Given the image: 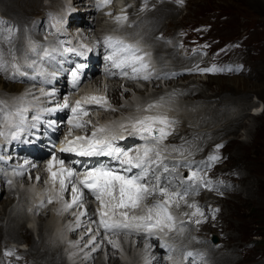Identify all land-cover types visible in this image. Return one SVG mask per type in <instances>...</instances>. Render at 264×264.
Returning a JSON list of instances; mask_svg holds the SVG:
<instances>
[{
	"label": "rangeland",
	"instance_id": "374dc122",
	"mask_svg": "<svg viewBox=\"0 0 264 264\" xmlns=\"http://www.w3.org/2000/svg\"><path fill=\"white\" fill-rule=\"evenodd\" d=\"M18 1L23 5L26 4V1L32 2L31 4L36 2V0ZM65 1L67 0H57L51 4L62 5ZM179 1L181 2V0ZM5 2L6 0H0V14L4 17L7 16L5 15L6 12L11 11L9 7H14L11 3H7L6 5L9 6L7 7L4 5ZM181 3L183 4L182 8H175L174 4L164 5L161 0L155 1V4H158L159 7L165 6L166 10L175 11L173 20L166 18L161 20L162 33H160V36L178 38L179 42L184 44L186 48L183 55L179 52L182 57L181 65L177 69L179 77L173 81L172 85L177 82L183 84L196 82V84L192 85H195L198 89V91L192 89L191 91H195L193 94L191 93L192 95L180 93V95L185 97L177 98L180 101L178 102L179 106L176 107V113L179 118L178 124L182 125L180 127L182 131H173L172 133L178 135L177 141L170 142L183 143L185 140H189L188 137H191L192 142L189 140L191 145L196 143H200L199 145L203 144V147L198 151L205 150L209 159L212 156H218L219 159H210L208 164L202 168H200L202 164L199 163L198 168L192 165L187 167L189 170L199 172L203 181L199 182L200 186L198 188H193L192 186L188 189V187L183 186L177 190V192H187L188 194L186 196L187 203L181 200L179 201V207L174 205L178 209L174 210L179 214V218L176 221L179 230L173 234L176 237L174 248L179 249L180 238L189 231L193 241L210 243L209 247L215 250H213V253H215L212 260L218 261L220 254L224 253L232 261L229 264H233V262L234 264H264V243L261 242H264V110H261L262 105L264 109V0H182ZM49 4L46 1L43 5L49 7ZM75 5L76 8L79 6L77 8L79 9L78 15L84 16L81 11L83 8L82 3L75 2ZM151 8H149L150 11ZM44 11L40 10L39 13L31 15L30 9L23 7L20 9L22 22L17 21L15 18L13 21L18 22L21 27H23L22 24L28 27L27 23L42 17ZM10 13L15 17L12 11ZM86 20L96 28V22H94L93 17H89ZM159 30L157 29L156 32H159ZM190 36L194 38L191 39ZM158 39L162 40L161 38ZM206 50L212 54L213 61L209 60ZM195 55L198 56L194 60L192 57ZM199 56H201L202 60L198 62V65L196 60H198ZM169 63L172 62H165L166 65H169ZM172 68L166 70L173 73L177 72L174 66ZM203 69H215V71H204L208 72L204 73L202 72ZM0 79L4 80L2 77ZM191 86L184 88H190ZM168 87L171 86H165V88ZM161 88L163 89V87ZM118 91L117 99L123 104L113 108L110 107L117 114L120 112L119 115H122L121 112L124 111L123 109L128 108V105H130V108H136L142 107L144 102L147 104L148 102L144 98L155 92L154 89L145 91L140 94L145 96L142 98V96L131 89L127 92L130 96L125 98L127 94L123 91ZM202 93L212 96L213 99L210 100V97ZM158 94L161 95L160 93ZM202 97L207 98L211 102L203 99L189 101L190 98ZM166 98L168 99V104L176 99ZM158 100L154 102L158 103ZM197 103V108L202 116L208 117L209 122L207 125L209 127L204 123L203 118L199 120L200 124L202 123L203 125L200 128H198L199 125H191L190 122L195 121L196 115L189 117L180 111V108L183 110V107L192 111ZM212 103H215V106ZM221 104L223 106L224 104L228 105L226 107L233 108V110H229V114H227V110L223 112V108H219ZM144 108L139 110L140 114L144 113H141V111L145 110ZM164 112L171 115L173 110L167 108ZM108 113L109 111L104 112L105 118H108ZM174 114L175 112H173ZM197 128L203 133H198L196 131ZM207 129L209 134L206 132ZM188 130L189 136L187 137ZM193 131L196 132L193 133ZM183 152H188V156L194 153L192 146L182 148V155H184ZM178 157L179 155L173 156V158ZM193 157L201 159L198 153ZM49 161L50 159H46L42 163L41 172H45L42 182L37 180L33 184L34 190L36 191L37 189L39 194L43 193L41 194L42 196L45 195V191H48L46 184L49 181V173L47 172ZM173 164L176 165L175 163ZM182 170L181 168L178 171ZM182 176L185 178L182 179L186 180L188 174L182 173ZM180 180L178 179L177 183L182 185L184 181ZM189 181L194 182L192 179H189ZM204 182L209 183L204 186ZM203 186L205 189L202 188ZM14 188L16 190L18 186H14ZM20 188L19 192L26 194V191L32 186L30 184H22ZM193 191L196 192L193 194ZM199 191L201 192L198 196ZM5 194L2 195L0 201V218L5 224L0 223V228L3 227L6 232L14 227L13 229L18 230V234L25 241H29L28 244H25L26 251L22 254L10 250L13 249L10 246L15 244L14 240L6 238L7 242L5 241L4 244L0 242V264H52L55 260L59 264H68V260L66 262L64 260L62 247L59 248L62 245L64 247V244L55 246L50 241V238H47L48 233L53 230L51 221L57 214L55 209L59 207L58 205L65 209L63 201L50 205L51 208L49 209H44L42 206L41 209H44L43 216L37 214L35 216L29 215L27 218V215L19 207H13L14 209L12 208V212H10L13 195ZM27 196L30 200L29 203L33 202L32 197L28 194ZM192 197L197 199H192ZM199 197L201 200L203 199L204 205L203 202H197ZM193 203L204 213V222L200 224L195 223V221L201 219V217L191 216L195 209L190 208L188 205ZM76 213L77 210H71L69 215L71 214V218H73ZM184 213H189V216H185ZM59 217L61 224L64 225L63 229L65 231L68 230L72 223L67 221L66 215ZM72 222L74 221L72 220ZM23 223L27 228L24 227ZM209 223L212 227L215 225L219 227L216 230H206V225ZM67 225L70 226L68 227ZM40 230L41 232L43 231V238L39 234ZM85 230L86 228L83 227L82 233L80 231L77 232V240L75 239L76 241L73 243L74 247H79L83 244L82 249L79 250L82 253L93 248V245L91 246L89 243L92 241L91 236L85 235V237L87 236L86 239L80 242L84 238ZM198 231H200L199 234H197ZM214 237L219 239L217 243L212 241ZM86 240L88 243L84 244ZM32 242L36 245L35 250L31 249ZM252 242L257 243L254 245ZM119 245V248H114L116 252L114 257L117 258L116 262L127 264L126 260L130 259L131 254L128 251V245L122 243ZM42 246L45 247L42 248ZM40 247L42 248L40 253L44 255L42 258L37 257ZM71 248L72 246L69 247V250ZM93 250H96L94 255L98 258L95 260L96 264H113L110 262L106 248L98 245ZM8 252H12L13 255H7ZM143 255V251L140 250H137L136 253L132 252V257L142 258ZM172 256V253L168 255L169 259L173 258ZM204 257L205 253H202L195 258L199 261L204 259ZM79 260L82 261V258ZM210 263L209 260H204L200 264ZM217 264L224 263L220 261Z\"/></svg>",
	"mask_w": 264,
	"mask_h": 264
},
{
	"label": "snow or ice",
	"instance_id": "6c2138e0",
	"mask_svg": "<svg viewBox=\"0 0 264 264\" xmlns=\"http://www.w3.org/2000/svg\"><path fill=\"white\" fill-rule=\"evenodd\" d=\"M111 0H103L106 6ZM182 2V0H181ZM109 15H111L109 13ZM117 21H126L127 16L121 15L116 17ZM10 39V37H9ZM105 43L114 48V54L108 58L113 61L115 67L121 69V75L128 76L129 73L124 71L125 68L131 70V79L139 78L140 73H147L149 63L145 60L148 55L142 52L137 45L125 43L121 39L107 37ZM65 51H73L68 48ZM50 53L45 52V56ZM8 62L3 60V54L0 52V69L7 70ZM83 68V65L79 66ZM11 68L14 73L23 74L21 67L15 62H11ZM202 71H215V69H203ZM73 84L79 82V69L71 73ZM150 76L145 74L142 79L148 80ZM3 103V102H0ZM84 104H94L105 109H110V103L105 95H89L77 100L75 107L71 108L73 119L69 121L75 129L84 128L90 121L80 119L82 116H87L88 111L83 107ZM159 103H149L145 111H150L153 108L160 107ZM63 108L69 107L68 102L61 106ZM49 109L48 111H54ZM114 110V109H112ZM27 109H19L16 112L5 113L4 119L11 126L8 133L0 132V136L10 135L15 139L21 131V126L24 123V113ZM39 119V116L36 117ZM176 121L171 120L166 114L144 115L130 119L127 123H121L118 128L119 131L113 128L101 126L95 128L90 136H76L72 140H67L65 146L59 149L60 152H75L80 156H110L116 159L123 167V174L117 169L108 167L92 168L84 173H77L75 169L66 167L63 160H59L56 156L49 161L47 172L52 184L51 191L55 192V197L49 195L48 203H53L54 199L63 200V193L69 190L71 192L70 202H64L65 209L84 208V190L88 192L99 202V207L96 213L99 215V228L105 232L116 233L119 230H127L128 232L144 230L149 237L156 235L157 232L165 233L171 232L176 228V217L170 211L172 205L179 207V201L183 200L187 203V192L181 193L177 191H169L168 187H158L157 185L149 186L145 182L149 175L151 165H159L162 163L163 157L159 148L162 143L173 130V125ZM130 131L132 135H139L145 141H151V144H145L142 149L135 150V155L130 151H125L123 148L116 146V141L123 139V133ZM71 134V133H70ZM155 154V159H152V154ZM212 160H218V156L210 157ZM55 168V170H54ZM140 169L138 174L128 175L133 169ZM164 171H168L165 166ZM21 174L22 173H18ZM37 180L40 177H36ZM190 179L194 181H201L202 177L199 172H192ZM11 183V181H9ZM209 182H204L207 186ZM59 184L57 191L56 185ZM159 195L163 197L162 200H157L146 209L144 215H129L126 209H137L140 204L149 196ZM190 208L195 209L191 213L192 216H199L195 223L200 224L204 222L203 211L195 204H189ZM88 211L84 209L77 215V226H80V217L87 216ZM189 215V213H184ZM89 232L92 230L89 228ZM92 243H95V236L93 235ZM114 248H119L118 242L111 239L108 240ZM150 247V245L148 246ZM7 255H13L8 252Z\"/></svg>",
	"mask_w": 264,
	"mask_h": 264
},
{
	"label": "bare ground",
	"instance_id": "6f19581e",
	"mask_svg": "<svg viewBox=\"0 0 264 264\" xmlns=\"http://www.w3.org/2000/svg\"><path fill=\"white\" fill-rule=\"evenodd\" d=\"M46 1H48V3H55V1H57V0H36V2L34 4H31L32 2L29 3V2L26 1L25 2L26 3L25 5H23L18 0H6V2H5L4 5H6L7 3H11V4L14 5V7H9L8 5H6V6L11 9V11L15 14V17L10 13L11 12L10 10H9L10 12H6L5 13V15H7L8 17H11V19H12V24H11L12 30H16L17 33L22 34L23 36H24V34L25 35L27 34L26 33V30H25L26 28H29L30 31H33L34 32L35 31L34 25H30V23H31L32 20L31 21L28 20L29 21L27 23L28 24V27H25L23 24H22L23 27H21L18 22H14L13 20H14V18L17 21H21L22 20V16H21V13H20V9L23 8V7L24 8L26 7L27 9H30L31 15H35L36 13H39L40 10H46L47 8H49V7H47V6L45 7L43 5L44 2H46ZM82 1H85V0H82ZM70 2H71V0H70ZM67 5L70 7L71 10H73L75 12V15L78 17L79 16L78 15L79 14L78 13L79 12V9H73V7L75 6V1H73L72 3H68ZM151 6H153V10L151 12H147V14L144 17H141L140 19H138V21H137V24H138L137 33H139L141 37H144L145 39L150 40V42H152L155 45L154 48H156V53L159 54V55H161V57L164 59L165 62H172V63H169V65L174 66V68H176V70H177L180 67V65H181V59H182L181 55H179L178 52H176L174 49L168 48L165 43H162L160 41H156L155 40V38H157V36L160 33H162L161 24H160L161 20L163 18L173 20L175 11L166 10L165 6L159 7V5L158 4H155V3H154V5L153 4H150L149 5V7H151ZM83 7H84V5H83ZM77 8H79V6ZM83 10H85V12H83ZM81 11L83 12L82 14H84V16H80V17H83L82 18L83 23L86 24V26H84V29L87 30V34H90L89 36L91 37V35H93V33H89L90 26L88 24V21L86 20V19H88L91 16V14H92L91 13V10H90V8L84 7V8L81 9ZM25 19H26V17H25ZM0 24H3V21L1 19H0ZM8 24L10 25L9 22H8ZM76 29H77V27H76ZM157 29H160L159 32H156ZM12 30H10L8 32V38L11 37ZM80 35L81 34H79V36ZM85 42L88 43V44L91 43V41L88 40L87 38H85ZM0 44L5 47L4 43L0 42ZM65 49H68V48H64V51H65ZM62 51L63 50L61 49L60 52L62 53ZM65 52L67 53L68 56L70 55V51H65ZM165 62H164V65H166ZM26 63H29L31 65H37L34 60H27ZM84 66H85L84 69L87 68L86 64ZM43 72H46V71H43ZM126 72L130 73L129 79H127V80H124V79L123 80H120V79H117V80H108V79H105V78L102 79V77H99L98 76L97 78H94L91 81L86 82L85 84H83L79 88V90L77 92L75 91V93H73L72 95H75L74 98L77 101V100H81L83 97L89 96V95H105L106 94V96L108 97L110 106L113 108L115 106H121L123 104L121 101H119L117 99V95L119 93L118 90L123 91L124 93L127 94V95H125V98H128L130 96L127 92H129V90L131 88L137 94H139V95L140 94H143V92H145V91L152 90L150 87L147 88V89H145V90H139L138 88H136L135 85H133L131 82H129L130 80H132V81L135 80V79H131L130 78V76L132 75L131 70L130 69H127ZM209 80H210V78H209ZM139 81H141V80H139ZM173 81L174 80L169 79V80H167L165 82L166 85L168 84L169 86H171V87H168L169 89L166 88L165 90H163L161 88V86L158 85V82L157 81L152 82L153 88L155 87L156 91L153 92V94H151V95H149L147 97L140 95V96H142V98L145 97L144 100L146 102H148L147 104H145V102L143 101L144 102L143 104H145V106L142 104L143 105L142 107L130 108L129 107L130 105H128V108L123 109L124 111L121 112L122 115H119L120 112L117 114L115 111H112V109L110 107V109L108 110L109 113L107 114V117L108 118L105 119V122L102 121V120L105 117V115H103V114H104V112H106V109L105 110H98V111L92 112V114L88 118L86 117L85 120H88L91 123H94L95 122V125H97L96 128L101 127V126H105V127L113 128V129H116L117 131H119L118 126L121 123H127L132 118L139 117V116H144V115L163 114V113H151V110L150 111H145V110L144 111H141V113H143V112L144 113L143 114H140L139 110L142 109V108H144V107H145L144 109H146L147 108L146 106L149 103L154 102L155 100H158L159 99L158 100V103L161 106L160 107H157V108H153V109H160V110H164L165 111V110H167V108H171L173 106L174 107H178L179 106L178 102L180 101L181 97H185V96L180 95V93H184V94H188L189 95V94H191V93L193 94V92H195L194 90L191 91L192 89H195L196 91H198L197 87L195 85H192V84H196V82H191V83H188V84H185V83L183 84V83H178L177 82L176 84L172 85ZM70 82H71V84H73V78H72V76L70 78ZM138 84L139 85H143V84H145V82L141 81V83H138ZM76 86L77 85L75 84V87ZM187 86H191V87L190 88H184V87H187ZM20 90H22V85L20 86L18 84L11 83L10 81H7L5 79L4 80L0 79V93H2V94H0V97H4L5 96V93H8V92H18ZM140 91H142V92H140ZM47 93H50V92H46V91L45 92H42L43 95H46ZM158 93H160L161 95H159ZM38 94H40V95L39 96H36V97H34V95H29V96L32 97L34 101H37L38 102L39 100H41L40 99L41 96H43V95H41V92H39V93H37L35 95H38ZM114 95H115V97H114L115 99L113 98ZM203 95L210 97V100L213 99V97L212 96H209L208 94H203ZM166 97L176 98V99H174V100L172 99L173 101H171V103L168 104L167 103V100L168 99ZM179 97H180V99H177ZM220 98H221V96H220ZM202 99L205 100V101H210V100H208L205 97H202V98H190L189 101H191V100L192 101H194V100H202ZM28 100H29V98H28ZM38 105H40V104H38ZM212 105L215 106V103H212ZM37 106H34L33 108H35ZM197 106H198V103H197L196 106H194L195 109H193L192 111H189V109H184V107H183V110L180 108V111L183 112L184 114H187V116H189V117H191L192 115H196L195 116V121H191L190 123H191V125H194V126L199 125L198 128H200L203 125H202V123L200 124L199 120L201 118H203V120L205 121L204 123L207 125V123L209 122L208 121L209 119H208L207 116L206 117H203L202 116V114L200 113V110L197 108ZM224 106H223V104H221L219 106V108L220 109L223 108L222 109L223 112L227 110L228 111L227 114H229V110H233V108H227L226 106H228V105H225L224 104ZM20 109H25V106H22ZM216 109H214V110H216ZM258 110H259V108H258ZM259 111H261V110H259ZM52 112H54V111H52ZM146 112H148V113H146ZM173 112H175L174 115H173ZM173 112H171L172 113L171 114L172 116L169 115L167 112H164V114L168 115L169 118L171 120H173L176 117H178V115L176 113L177 110L176 111L173 110ZM72 119H73V117H72ZM100 119H102V120H100ZM30 125L31 124H30L29 121L23 123V125L21 126V131L26 130V129H29ZM207 126L209 127V125H207ZM180 127H182V125L181 126L180 125L175 126L173 128L172 132L173 131H179V132H181L182 130H181ZM198 128H197L196 131L198 133H203V132H200L198 130ZM191 129H193V128H191ZM191 129H189V130H191ZM91 130L94 131L95 128L94 127L89 128L88 129V132H90ZM189 130L187 132V137L189 136ZM28 131H30V129ZM196 131H193V133L196 132ZM202 131H204V130H202ZM67 132H68V135H70V133L71 134L73 133V130L72 129H68ZM172 132H171V135H169L164 140L165 143H167V144H177V145H180V144H183L185 141H188L190 143V145H189V143H186V144H183V146L186 147L187 144H188V146H192V151L194 153L190 157L183 156L182 158L176 159V160H172L170 158H166L162 163H160L159 165H156V167H155V169L153 171L154 174H157V175L161 174L162 175V179L159 182H157L155 180L156 177L151 176V177H149L150 180H149L148 184H149V186H153V185H157L158 184V187H168L169 188V191H177L178 189H180V187H183V186L186 187V188L188 187V189H190L192 186H193V188H195V187L198 188V186H200L199 185V182H201L203 180H201V181H194L193 180L194 182L189 181L192 172H195V171L194 170H189V169H187V167L189 165H192L193 167L198 168V163L199 164H202V166L200 168L205 167L208 164V162L210 161V159L207 157L205 150L198 151L200 148L203 147V144L202 145H199L200 143L199 144L196 143V144L191 145V142H192L191 141L192 140L191 137H188V139L191 142L189 140H185L183 143L170 142V141H177V136L178 135H175ZM206 132H208V134H209L208 129L206 130ZM77 135H82L83 136V133H79ZM124 136H127V134H125V132L123 133V137ZM65 139H66L65 140V143L63 145L57 147V150L58 151H59V149L61 147L65 146V144L67 143V140H71L73 138H71L70 136H67ZM197 153L200 154V156H201L200 158L202 160L199 159V158H197V157H193ZM56 155H57V152H54L53 155L51 157L47 158V159L52 160V157L53 156H56ZM191 158H192V160H190ZM64 159H66V158H64ZM44 160H46V159H44ZM173 163H175L176 165H174ZM179 164H181V165L179 166ZM196 164H197V166H196ZM165 166L167 167L168 171H164ZM181 168L183 170L179 172L178 170L181 169ZM40 170H41V167L37 170V173H36L37 175L35 177H34V175H31L32 178H33V180L35 179L37 181L36 177H40V179L38 181L39 182H42L43 178L45 177V172H41ZM54 170H55V168H54ZM182 173L188 174V177L186 178V180H183L185 178L182 176ZM178 179H181L180 181H182V182L184 181L182 183V185H179V183H177L178 182ZM33 180H32V182H33ZM48 180L49 181H47V184H46L47 187H46V189L49 192L48 191H45V195H43V196L41 195L43 193H40L39 194V191L37 189H36L37 192L34 190L35 189V188H33L34 185H31L32 188L28 189V191H26L27 192L26 194L25 193H22V192H19V188H17L15 190L14 186H12V185L10 186L9 189L3 191L4 194L5 193H9L10 196L13 195V197L11 198V208H10V212H12V208L16 206V207H19L22 211H24V214L27 215V218H28L29 215H32V216L37 215L36 214L37 213V210H39V209L42 210L41 207H39L38 205L39 204H43V200L45 198L49 197V195H53L54 197L56 195L55 192H52L51 191L52 184H51L50 179H48ZM21 182H23V181H21ZM24 182L26 184H28L29 179L28 178H24ZM18 185L21 186L22 184L19 183ZM202 185H203V183H202ZM70 187L71 186H69V190H68V193H67V196L68 197H70V195H71ZM202 188H204V186ZM56 189L58 191L59 184L56 185ZM195 192L196 191H193L192 193L194 194ZM200 192L201 191L198 192V196H199V193ZM181 193H183V192H181ZM27 194L32 197V199H33L32 201L33 202L29 203L30 200H29V197L27 196ZM64 194H65V192L62 195L64 196ZM151 197H156V198H159L160 200L164 199L163 197L159 196L158 194L157 195H153ZM192 199H197V198H193L192 197ZM70 200H69V198H67L66 200L63 201V203L65 201L70 202ZM58 202H61V200L54 199V203H52V204L54 205V204H57ZM197 202H203V205H204V201H203V199L201 200L200 197L198 198ZM46 204H47V202H46ZM97 207H99V205H97ZM6 208H8V207H6ZM49 208H51L50 205L44 206V209H49ZM44 209L41 211L40 216H43L44 215ZM126 210L129 212V209H126ZM139 210L141 212V215H144L146 213V211L143 208H140L139 207ZM65 211H66V209H64V213H65ZM79 212L80 211H78V213ZM129 215H139V214H138V212H136V209H134L133 212H132V214H129ZM187 216H189V215H187ZM70 218H71V214L70 215L67 214V221L69 223H72V226L67 225L68 227L69 226L70 227H69L68 230L65 231L63 229L64 228V225H62L61 222H60V217L58 216V214H56L54 216L53 220L51 221V225L53 227V230H52L51 233H48V237L47 238H50V241L55 246H60V245H62L60 243V241L62 239H64L65 236L66 237L68 236V238H70V245H69V247L72 246V248L69 250L68 244L67 245L65 244L64 247H67L68 248L69 255L71 256L72 261H75L78 258V256L75 257V255H77V253L79 252V250L82 249L83 244H81L79 247H74V244L73 243L77 240V236H76L77 235V232L78 231H80V233L83 232L82 231L83 227L77 228L76 230H74L75 227L77 226V224L74 223V222H72V220L74 218H71V219ZM0 223H2L3 225L5 224V222L1 218H0ZM83 224H85L84 221H83ZM9 226H10V224H9ZM24 227L27 228V226H25V224H24ZM218 227L219 226H217V225H215V226L212 227L210 225V223H209V224L206 225V230H208V229L209 230H212V229H215L216 230ZM13 228L12 229H9L6 232H5V230H4L3 227L0 228V242L4 244L5 241L7 240L6 238H10L11 240H14L15 243H20V244H26L27 243L28 244V241L29 240L28 241H25L24 238L18 234V230H15ZM64 231H65V233H64ZM187 232L188 233H186L185 235H183L180 238L181 240L179 239L180 242H181L180 250H182V251H184V252H186L188 254V256L185 258V260H183L181 258V260L179 262L180 264H194L195 263V259L193 258V256L194 255L195 256H199L202 253H205L204 259L205 260H209L212 264H217L220 261L223 262L224 264L232 263V261L229 260L230 259L229 256L224 255V253L223 254H220V257L218 256L220 258L218 261L217 260H212L213 254L215 252L213 253V250L214 249L211 248V247H209L210 243L209 242L207 243L206 241L195 242L190 237L189 231H187ZM199 232L200 231H198L197 234H199ZM137 233H138L137 240H139V241L147 240L150 243H152L153 246H155L154 252L156 254H158L157 260L159 258V264H167L163 259H161V256H159L161 253H164L165 252L163 246L160 244V241L157 238L149 237L147 233L146 234H143L140 231H138ZM39 234H41V236L43 238V236H44L43 231L41 232V230H40L39 231ZM167 235H169V234H167ZM86 237L82 238L80 242H82L84 239H86ZM129 237L132 238V237H135V236H129ZM14 238H17V239H14ZM168 238L170 240L172 239V241L175 242V238H176L175 236L169 235ZM218 241H219V239H218ZM218 241H215V243H217ZM100 242H101V247L107 249V253H108V257L110 259V262H112L113 264L114 263L115 264H120V262L119 263L116 262V259L117 258L114 257V255L116 253L114 247L111 244H109L108 242H105L104 240L97 238V241H96L97 244H93V248L96 249V247L99 245L98 243H100ZM127 242H129V243H127ZM127 242L126 241H123V244L124 245H128V251L130 252L131 251V248H132V245L130 244V242H132V240L131 239H127ZM86 243H88L87 240H86V242L84 244H86ZM38 245H39V243H38ZM43 247H45V246H42V248ZM64 247L62 245L59 248H61V250L63 251ZM35 248H36V245L32 242L31 249L32 250H35ZM42 248L40 247L39 248V251L37 252V257L38 258H42L44 256V255H42L43 253L42 254L40 253L41 252L40 249H42ZM206 248H207V251H206ZM89 251H91V249L90 250H86L85 252H89ZM130 258H131V254H130ZM97 259L98 258L95 255H93V258L90 261H88L86 264H96L95 263V260H97ZM64 260H65V262L67 261L66 258H65V256H64ZM146 261H147V257L143 255L142 256V263L145 264ZM0 262H1V260H0ZM67 263H68V261H67ZM52 264H59V263H57V261L55 260ZM233 264H234V262H233Z\"/></svg>",
	"mask_w": 264,
	"mask_h": 264
},
{
	"label": "trees",
	"instance_id": "16d2710c",
	"mask_svg": "<svg viewBox=\"0 0 264 264\" xmlns=\"http://www.w3.org/2000/svg\"><path fill=\"white\" fill-rule=\"evenodd\" d=\"M261 242L264 243L263 241H261ZM261 242H260V243H261ZM252 243H254V245H255V243H257V242H252Z\"/></svg>",
	"mask_w": 264,
	"mask_h": 264
},
{
	"label": "water",
	"instance_id": "95a60500",
	"mask_svg": "<svg viewBox=\"0 0 264 264\" xmlns=\"http://www.w3.org/2000/svg\"><path fill=\"white\" fill-rule=\"evenodd\" d=\"M217 241V240H216Z\"/></svg>",
	"mask_w": 264,
	"mask_h": 264
}]
</instances>
